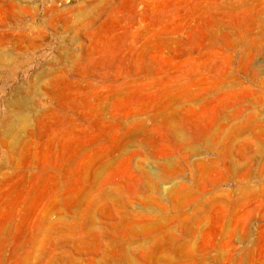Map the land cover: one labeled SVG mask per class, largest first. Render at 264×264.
Returning a JSON list of instances; mask_svg holds the SVG:
<instances>
[{"label":"rangeland","instance_id":"1","mask_svg":"<svg viewBox=\"0 0 264 264\" xmlns=\"http://www.w3.org/2000/svg\"><path fill=\"white\" fill-rule=\"evenodd\" d=\"M0 264H264V0H0Z\"/></svg>","mask_w":264,"mask_h":264}]
</instances>
